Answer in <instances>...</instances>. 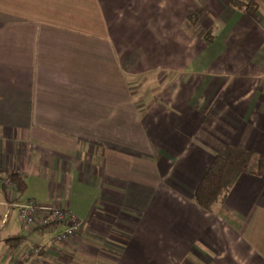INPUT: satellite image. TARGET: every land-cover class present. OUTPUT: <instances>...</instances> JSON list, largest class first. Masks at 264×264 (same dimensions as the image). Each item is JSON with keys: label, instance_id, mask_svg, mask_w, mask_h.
<instances>
[{"label": "crops", "instance_id": "crops-1", "mask_svg": "<svg viewBox=\"0 0 264 264\" xmlns=\"http://www.w3.org/2000/svg\"><path fill=\"white\" fill-rule=\"evenodd\" d=\"M230 2L0 0V175L27 184L0 185V264H264V5ZM228 145L252 172L212 213L193 193ZM28 200L81 229L30 231Z\"/></svg>", "mask_w": 264, "mask_h": 264}, {"label": "trees", "instance_id": "trees-1", "mask_svg": "<svg viewBox=\"0 0 264 264\" xmlns=\"http://www.w3.org/2000/svg\"><path fill=\"white\" fill-rule=\"evenodd\" d=\"M230 4L238 9L257 11L264 0H231ZM205 15L204 10H196L186 17L184 29L191 35H195L198 24ZM215 35L209 30L204 39L207 43L213 41ZM254 157L252 151L241 147L228 145L220 149L214 156L209 167L197 183L193 201L209 212H217L224 204L228 194L236 184L239 177L244 173L252 172L251 163ZM256 175L264 173V156L258 157ZM10 179L16 184V190L22 194L27 188L25 179L18 174L10 175ZM17 244L24 241V238L16 237Z\"/></svg>", "mask_w": 264, "mask_h": 264}, {"label": "built area", "instance_id": "built-area-1", "mask_svg": "<svg viewBox=\"0 0 264 264\" xmlns=\"http://www.w3.org/2000/svg\"><path fill=\"white\" fill-rule=\"evenodd\" d=\"M0 185L16 189V184L8 176L0 175ZM20 221L30 231L42 232L52 226L63 224L65 230L55 236L56 242L64 243L69 237L76 235L82 227V221L67 209L42 204L35 200L17 202Z\"/></svg>", "mask_w": 264, "mask_h": 264}, {"label": "rangeland", "instance_id": "rangeland-1", "mask_svg": "<svg viewBox=\"0 0 264 264\" xmlns=\"http://www.w3.org/2000/svg\"><path fill=\"white\" fill-rule=\"evenodd\" d=\"M77 200V199H76ZM74 203V208H75V213L79 216V217H81L82 218V215L84 214V213H86L87 211H88V209H89V204L88 203H85V202H73ZM82 214V215H81Z\"/></svg>", "mask_w": 264, "mask_h": 264}]
</instances>
